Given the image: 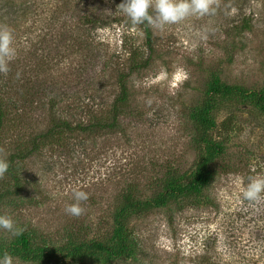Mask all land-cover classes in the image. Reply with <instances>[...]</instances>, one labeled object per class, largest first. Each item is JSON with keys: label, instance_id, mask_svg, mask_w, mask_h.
<instances>
[{"label": "rangeland", "instance_id": "rangeland-1", "mask_svg": "<svg viewBox=\"0 0 264 264\" xmlns=\"http://www.w3.org/2000/svg\"><path fill=\"white\" fill-rule=\"evenodd\" d=\"M119 3L0 0V28L11 30L15 49L0 73V159H13L23 184L0 215L34 249L53 253L44 263L13 264H264V199L240 195L249 177L264 176V115L254 106L264 96V0H212L209 14L151 28V49ZM246 18L251 29L240 30ZM213 82L244 95L214 98L210 136L221 154L208 167L206 191L133 215L132 259L109 261L99 251L62 257L75 241L116 233L123 196L147 201L165 192L168 174L194 173L202 150L193 116L208 105ZM121 84L127 101L114 123ZM64 122L70 128H59ZM106 123L115 127L94 128ZM12 188L4 173L0 194ZM73 190L89 197L78 217L64 212ZM20 235L0 229V244Z\"/></svg>", "mask_w": 264, "mask_h": 264}, {"label": "trees", "instance_id": "trees-1", "mask_svg": "<svg viewBox=\"0 0 264 264\" xmlns=\"http://www.w3.org/2000/svg\"><path fill=\"white\" fill-rule=\"evenodd\" d=\"M243 26L240 30H249L250 20L248 18L243 20ZM142 28L147 38V45L151 49L152 47V30L147 24H142ZM245 31V30H244ZM121 93L115 102L113 108L112 119L115 123L119 116V106L127 101V90L124 84L120 85ZM211 97L208 101V105L201 110L195 112L193 118L200 126L199 138L196 144L201 147V154L199 163L196 169L191 175L180 174H168L165 181L162 182L164 186V193L155 194L151 199L147 201L137 200L133 194L129 193L123 196V207L117 212L114 217V226L117 228V232L108 235L104 241L93 242V244H77L75 241L72 246L68 248L62 257L69 259H82L83 256L99 251L105 255L109 261L115 260H129L134 256V248L131 247V234L128 230L131 217L144 215L153 210L163 209L174 199L187 198L193 195H199L206 191V189L212 183L213 177L208 171V167L211 162L221 154V148L213 143L210 133L217 128V124L211 118L213 110V101L215 97H231V96H243V92L237 88L221 85L219 82H213L210 88ZM254 106L264 115V96L257 95L254 97ZM5 119V113L3 105L0 101V129L2 128ZM59 128L68 129L69 124L62 123ZM115 127L113 123L101 124L94 126L101 130H111ZM77 130L86 132L88 128L83 129L77 127ZM30 154L19 156V160L25 161ZM13 159L8 164V169L5 174H9L13 181V188L7 189L0 194V204L7 198L17 196L20 194L23 184L21 179L16 176L14 168L12 167ZM7 252L13 259H19L24 263H44L50 261L52 258V252L48 250L47 246H43L42 250L34 249L33 243L24 234L19 236V239L11 244L5 246L0 244V255Z\"/></svg>", "mask_w": 264, "mask_h": 264}, {"label": "clouds", "instance_id": "clouds-1", "mask_svg": "<svg viewBox=\"0 0 264 264\" xmlns=\"http://www.w3.org/2000/svg\"><path fill=\"white\" fill-rule=\"evenodd\" d=\"M212 0H121L117 9L124 14L133 26L147 24L156 31H163L166 26L177 24L189 16L209 14ZM13 34L10 29L0 28V73L8 72V62L14 58L15 49L12 47ZM151 104V101H148ZM8 169V164L0 159V176ZM237 184L240 183L239 178ZM242 199L249 202H259L264 199V176L249 177L246 186L241 189ZM88 193L73 190V203L64 208L65 214L78 217L83 214L82 202L88 200ZM0 229L7 230L14 236L22 230L15 226L14 221L7 215H0ZM0 264H13L11 255L7 252L0 255Z\"/></svg>", "mask_w": 264, "mask_h": 264}]
</instances>
